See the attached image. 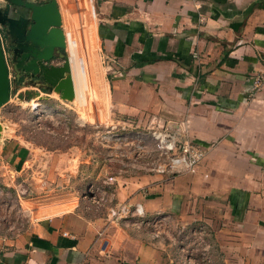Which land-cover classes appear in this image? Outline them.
<instances>
[{
	"label": "crops",
	"instance_id": "obj_1",
	"mask_svg": "<svg viewBox=\"0 0 264 264\" xmlns=\"http://www.w3.org/2000/svg\"><path fill=\"white\" fill-rule=\"evenodd\" d=\"M91 2L90 87L110 119L170 128L205 155L183 172L115 175L98 203L32 196L15 175L33 148L0 121V264H264V88L250 81L263 66L264 0ZM123 202L143 216L111 217Z\"/></svg>",
	"mask_w": 264,
	"mask_h": 264
},
{
	"label": "rangeland",
	"instance_id": "obj_2",
	"mask_svg": "<svg viewBox=\"0 0 264 264\" xmlns=\"http://www.w3.org/2000/svg\"><path fill=\"white\" fill-rule=\"evenodd\" d=\"M59 2L65 29L69 30L71 39L74 37L71 50L79 51L72 57V74L78 89L76 98L62 99L55 91L52 95L40 93L42 98L34 95L20 98L18 93L37 88L26 85L19 88L11 77V96L2 108L0 121L9 127L10 134L21 135L33 148L31 163L26 165L23 174L15 175V179L25 184L21 193L42 197L83 194L98 203L102 197L98 194H106L100 187L110 184L115 175L166 173L158 170L157 164L163 160L153 133L167 127H150L141 121L132 125L116 124L110 119L108 107L100 104V99L104 101L102 88L95 93L90 87L89 62L95 47L92 2ZM9 73L13 76L12 70ZM97 83L100 85L99 79ZM61 150L69 152V159L61 155ZM111 207L116 204L108 205V212Z\"/></svg>",
	"mask_w": 264,
	"mask_h": 264
},
{
	"label": "water",
	"instance_id": "obj_3",
	"mask_svg": "<svg viewBox=\"0 0 264 264\" xmlns=\"http://www.w3.org/2000/svg\"><path fill=\"white\" fill-rule=\"evenodd\" d=\"M4 1L0 7V23L11 47L12 67L16 72H30L37 78L38 89L24 90L17 94L18 97L34 95L42 98L39 91L42 87L54 90L62 99L72 100L75 87L57 0ZM10 81L9 67L0 44V108L10 97Z\"/></svg>",
	"mask_w": 264,
	"mask_h": 264
},
{
	"label": "built area",
	"instance_id": "obj_4",
	"mask_svg": "<svg viewBox=\"0 0 264 264\" xmlns=\"http://www.w3.org/2000/svg\"><path fill=\"white\" fill-rule=\"evenodd\" d=\"M0 44L6 59L7 65V35L4 26L0 23ZM11 73L9 78L11 80ZM251 89L253 92H258L264 88V60L263 66L260 70L252 72L250 75ZM37 88V87H36ZM38 89V88H37ZM154 136L157 138V148L159 150V157L162 162H159L158 170L160 172L175 173L191 170L205 155L203 147L189 137H182L176 131L170 128H162L161 130L154 131ZM143 209L139 203L128 204L126 202L111 207L109 215L111 217H127V216H143ZM160 217L155 216L148 220L151 226H156ZM208 261V260H207Z\"/></svg>",
	"mask_w": 264,
	"mask_h": 264
},
{
	"label": "flooded vegetation",
	"instance_id": "obj_5",
	"mask_svg": "<svg viewBox=\"0 0 264 264\" xmlns=\"http://www.w3.org/2000/svg\"><path fill=\"white\" fill-rule=\"evenodd\" d=\"M4 3H5V1H3L2 3H0V7H3ZM10 48H11L10 45L7 44V50H8V52H7L8 53L7 60H10V63H11V66L9 65V70H12L14 82H16L17 85H19V88L22 87V86H24V85L31 86V87L36 86L35 84H37V83H35V81L37 80V78L34 75H31L30 72H23L21 70H19L18 72H16L13 69V67H12V65H13V62H12V53L9 52V49ZM8 64H9V62H8Z\"/></svg>",
	"mask_w": 264,
	"mask_h": 264
},
{
	"label": "bare ground",
	"instance_id": "obj_6",
	"mask_svg": "<svg viewBox=\"0 0 264 264\" xmlns=\"http://www.w3.org/2000/svg\"><path fill=\"white\" fill-rule=\"evenodd\" d=\"M66 51H67V49H66ZM68 57H69V56H68ZM69 62H70L71 73H72V64H71V59H70V57H69ZM72 78H73L74 87H75V96H74V98H76L77 92H76V84H75V81H74L73 74H72ZM74 98H73V99H74ZM32 100H33V99H32Z\"/></svg>",
	"mask_w": 264,
	"mask_h": 264
},
{
	"label": "trees",
	"instance_id": "obj_7",
	"mask_svg": "<svg viewBox=\"0 0 264 264\" xmlns=\"http://www.w3.org/2000/svg\"><path fill=\"white\" fill-rule=\"evenodd\" d=\"M16 81V80H15ZM15 85H17V84H15ZM16 89V87L14 88V90Z\"/></svg>",
	"mask_w": 264,
	"mask_h": 264
}]
</instances>
